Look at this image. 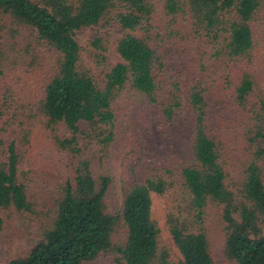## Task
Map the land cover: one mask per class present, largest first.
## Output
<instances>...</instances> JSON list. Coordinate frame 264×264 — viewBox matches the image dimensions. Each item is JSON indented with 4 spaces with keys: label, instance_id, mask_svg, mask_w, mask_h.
<instances>
[{
    "label": "trees",
    "instance_id": "trees-1",
    "mask_svg": "<svg viewBox=\"0 0 264 264\" xmlns=\"http://www.w3.org/2000/svg\"><path fill=\"white\" fill-rule=\"evenodd\" d=\"M0 24L19 31L37 73L52 67L37 88V112L18 116L45 126L62 163L42 209L23 171L29 141L6 140L14 114L1 124L0 211L14 206L39 221V240L9 264H93L108 253L118 264H217L213 212L223 221L228 263L264 264V0H0ZM113 25L123 30L120 62L108 66L104 36L89 42L99 81L82 61L76 32ZM5 48L0 32V80ZM146 106L170 124L190 111L192 156L170 153L143 167L134 127L125 126L126 173L117 183L106 164L120 121ZM81 143L99 150L85 157ZM153 194L166 199L178 259L162 242ZM3 225L0 213V232Z\"/></svg>",
    "mask_w": 264,
    "mask_h": 264
},
{
    "label": "rangeland",
    "instance_id": "rangeland-1",
    "mask_svg": "<svg viewBox=\"0 0 264 264\" xmlns=\"http://www.w3.org/2000/svg\"><path fill=\"white\" fill-rule=\"evenodd\" d=\"M1 25V24H0ZM15 28V25H12ZM22 31V30H20ZM6 45V53L2 64L3 75L0 80V128L1 124L8 122L11 114L16 118L15 124L9 129L6 140L11 138L24 140L27 153L24 152L23 171L30 173V197L33 201L41 205L46 210L45 204L54 196L57 177L60 175V160L54 156V149L50 146L45 126L37 125V119L32 124L31 117H19L23 114L19 112L25 109L27 114L37 112V88H40L51 72V66L47 64L43 69L38 70L37 63L33 58L27 56L22 51L21 44L24 42L19 31L9 32V28L0 30ZM14 34V37H13ZM22 34V33H21ZM95 35L105 37L108 51L106 52L108 66H113L121 61L115 47L117 41L123 35V30L113 25L110 27L92 26L76 32V39L82 47V61L92 69L97 80H102V75L97 68V64L92 57L90 40ZM20 36V37H19ZM16 42H19L18 44ZM41 56V54H40ZM173 59L179 60L177 49L173 52ZM264 59V57L262 58ZM261 59V60H262ZM184 62L185 58L183 59ZM260 65V64H259ZM264 85V64L258 68ZM222 113L224 111L221 107ZM227 116V115H226ZM22 121H24L22 125ZM118 141L111 151V159L106 166L115 175L117 183H120L123 174L122 157L126 149L128 140L123 134V127H134V141L136 150H140L145 156L143 167H148L151 162L154 165L165 161L168 154L173 153L182 159H190L192 156V125L193 116L190 111L177 118L174 124H170L160 115L158 109L153 106H146L134 109L126 119H121ZM25 128L27 131H25ZM131 134V132H130ZM66 135L69 136L68 131ZM129 135V133H128ZM37 141L40 144H37ZM84 147V156L92 157L99 147L96 145ZM45 148V149H44ZM46 152V153H45ZM57 156H60L57 153ZM61 157V156H60ZM139 174L142 169H138ZM37 170H41L37 176ZM118 186V185H117ZM117 194L113 198L119 197ZM153 211L161 228V238L164 244H169L173 248V258L180 257L177 248L172 244L170 234L165 227L166 199L160 195L153 194ZM1 217L4 221L3 229L0 232V264H9L12 260L28 254L32 246L39 240V221H36L30 213L18 211L14 206L1 209ZM211 248L217 264H229L224 256L225 234L223 231V221L219 214L213 212L209 219ZM125 234L118 236V240H123ZM93 264H118L114 253L102 254Z\"/></svg>",
    "mask_w": 264,
    "mask_h": 264
}]
</instances>
